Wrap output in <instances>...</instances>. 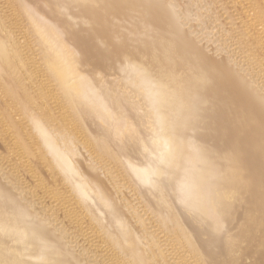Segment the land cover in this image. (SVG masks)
Listing matches in <instances>:
<instances>
[{
    "label": "rangeland",
    "instance_id": "rangeland-1",
    "mask_svg": "<svg viewBox=\"0 0 264 264\" xmlns=\"http://www.w3.org/2000/svg\"><path fill=\"white\" fill-rule=\"evenodd\" d=\"M12 1H16L18 7L11 5ZM97 1L99 2L96 7L100 14L88 17L87 13L81 12L80 3L76 0H0V26L5 25L7 20L12 24L6 32L2 29L1 34L8 37L13 47L17 45L23 47L27 54L26 66H21L17 62L13 73L7 74L3 71L0 73L3 81L13 85L20 94L13 97L18 105L13 101L8 103L6 101L8 97L0 94V239L6 240L5 244L0 246V250L3 249L7 257L10 256L8 260H11V255L15 253L16 248L25 246L15 241L10 231L5 233L2 228L13 219H20L29 228L36 227L44 232L36 240L30 238L28 240L30 243L35 241L36 245L41 246L50 240L54 250H59L62 254L69 256V259L72 255L80 264H94L93 257L99 264H114L106 258L107 253L109 254V246L92 227L88 215L80 209L78 213L80 217L68 212L74 204V199L68 192L67 184L62 180L63 176L52 172L47 158L38 157L37 152L33 151L35 144L29 143V139L25 138V141L29 143L31 156L21 154L22 151L14 143L15 134L10 133L8 129L9 125H16L18 131H21L25 137V132L20 126L22 114H19L18 108L22 106L21 98L24 97L22 88L30 91L36 102L44 101L41 104L44 111L52 110L57 117H60L62 113L56 99L49 94L47 86L42 85L45 78L40 83L37 80L39 69L35 67L37 64L35 65L34 62H43L45 59L43 55L49 54L48 51L46 52L44 43L33 30L34 25L38 24L54 30L73 51L80 77L86 80L90 92L108 111H103L102 116L82 113L79 115L81 119L79 123L92 138L101 136L107 142L112 156L122 165L119 167L122 169L124 174L122 178L125 181L120 180L117 185L113 181V176L116 175L110 172L116 171L114 167L117 166L114 162L109 163L113 168L108 171L107 163L104 164L106 168L102 167L79 139L74 141L78 154L73 160L84 178L93 179L107 189L116 210L122 213L124 225L130 228L136 237L143 235L144 232L135 213L141 217L151 235V239L140 237L141 242L144 243L143 247L153 245V235L160 246L157 253L148 254L150 255L147 257L148 260L151 263L156 262L152 264H161V257L164 256L172 264H186L184 259L173 256L172 245L166 242L165 230L157 226L156 220L160 214L164 216L172 213L181 221L184 231L190 234L191 242L200 254L202 264H264L262 254L264 246L262 244L257 246L254 243V239L258 240L262 237L261 233H253L252 240L246 235L243 236L248 230L246 226H243V208L233 207L230 211L231 218L228 220H224L212 208L220 195L218 180L221 172L214 167L213 172L210 173L211 184L207 187L194 188L195 190L191 188L187 181L193 175L192 166L183 162L173 164L167 160L169 144L160 138L162 129L159 125L148 118L151 105L146 101L150 88L142 87L136 92L134 86L129 89H125L124 86L131 77L143 78L150 74L158 75L164 65L158 60L171 54L176 59L174 65L178 79H187L182 92L189 96L192 119L193 121L203 119L205 122L204 128L192 129L178 126L179 142L184 146V140H187V149L191 150L203 143V139H197L199 135L211 137L216 133L215 130L217 135H222L225 111L238 113L242 111L248 100L240 86L228 84L226 81L225 78L233 70V72L238 70L237 73L242 76L245 75L244 78L250 81L253 91L264 97V80L261 77L260 79L251 77L246 66L238 62L243 54L251 55L250 58L259 63L262 59L264 60V27L261 25V21L264 23V17L260 19L261 21L258 19L252 20V23L247 21L252 16L251 11L254 9L251 10V3H254V0L248 2L247 0H141L138 5H133L128 2L129 0L123 2L116 0L124 6L121 21L116 20V14L113 13L112 7L116 3L115 0ZM259 1H262V11H264V2ZM102 11L104 16L106 11L109 12L106 19L111 31L110 42L103 36L95 35L103 30V24L100 21L94 24H91L92 21L88 22L94 17L99 20L104 17ZM162 13L167 17L160 16ZM246 13L250 14L246 15ZM158 14L160 18L156 17ZM174 20L177 22V27H174L171 22ZM242 30L245 31L246 36L239 37L238 34ZM180 34L188 38L192 50L200 52L201 55H197L192 50H180L177 55L171 53L170 42ZM247 38L254 41V47L252 46L251 49L253 53L249 48L239 47ZM114 47H122L124 53L132 55L138 61L139 72L138 64L131 60L124 62L109 60V51ZM242 48L243 50L240 51ZM13 50L17 51L14 48ZM151 59L157 62H152ZM191 61L197 64L199 73L203 70L202 75L207 76L205 83L202 84L198 78L196 79L197 70L192 69L188 64ZM220 63L223 65L221 66ZM258 67L264 71V63L259 64ZM190 71L191 73L188 74ZM216 82L225 85L226 89L223 92L225 96L223 93L222 96L219 95L220 97L216 94L212 95ZM203 86L205 90L210 88L209 93L212 89V94L208 97L204 93ZM230 86L233 87L230 88ZM156 88L157 85L151 86V89ZM219 100L222 104L224 103L223 106L220 105ZM226 100L228 104H225ZM234 101H236L235 104L238 103L243 107L236 106ZM217 103L221 107L214 108ZM24 117L27 120V116L24 115ZM238 138L239 136H236L225 143L227 146H232L239 141V143L236 142L238 146L240 144V138L239 140ZM131 166L136 170L141 167L152 168L153 174L145 179L135 173ZM168 175L170 178H167ZM187 186L191 189H186ZM56 187L60 188L63 194L57 195L54 192ZM200 188L208 190L207 198L205 201L192 204L188 197ZM189 189L191 191H188ZM89 194L91 198H87L86 204L106 229L111 231L113 237L123 236L120 223L111 219L116 211L110 212L93 191H89ZM50 214L53 215L51 218ZM60 226L64 228L61 230ZM231 245L234 246L231 247ZM238 247L241 251L237 252L234 248L238 249ZM242 251L247 259L235 262L240 259V255H243ZM62 254L59 257H62ZM23 255V264H43V257L41 259L37 255L28 256L25 253ZM69 262L77 264L75 261ZM193 263L195 262H191Z\"/></svg>",
    "mask_w": 264,
    "mask_h": 264
},
{
    "label": "bare ground",
    "instance_id": "bare-ground-1",
    "mask_svg": "<svg viewBox=\"0 0 264 264\" xmlns=\"http://www.w3.org/2000/svg\"><path fill=\"white\" fill-rule=\"evenodd\" d=\"M119 1L123 2L126 0ZM248 1L249 0H247V2ZM76 2L80 3L81 12L87 13L88 17L100 14V11L97 10L96 7L99 1L76 0ZM114 2L116 3L113 5L112 9L113 13L116 14L115 19L121 21L123 17L122 11L124 6L121 5L122 3H118L116 0ZM128 2H131L133 5H138L141 0H129ZM12 4L18 7L16 1H12L11 5ZM251 4V10H254L251 11L252 16H250L247 21H251L252 23V20H262L264 17V11H262V1L254 0V3ZM108 13L106 11L104 16V12L102 11V16L104 17H101L100 20L97 19V17H94V19L92 18L91 20H88V22L90 23L92 21L91 24H94L99 23L100 21L101 24H103V30H101L99 34L97 32L95 35L97 37L103 36L108 42H110L111 31L109 30L108 26L109 22H107L106 19V15H108ZM249 14L250 13H246V15ZM160 16L167 17V15L163 13L162 15L160 14ZM160 16L158 14L156 17L160 18ZM171 22H173L174 27H177V22L175 20ZM261 25L264 27V23L262 21ZM34 26L35 27L33 30L38 34V37L44 43L46 52H49L48 56L43 55L45 58L43 62H34L35 65L37 64V66L40 67L38 68L35 66L37 69H39L37 80L40 83V81L45 78L42 81V85L47 86L49 94L56 99L58 108L62 110V113L60 114V117H57L52 110L44 111L43 107L41 106L42 102L44 103V101L41 103L36 102L34 97L30 94V91L22 88L24 97L21 98L22 106L18 108L20 112L19 114H22L20 126L25 132V137L22 135L21 131H18L16 125H9L8 129H10V133L15 134L14 143L20 148V151H22L21 154H27L28 156H31L28 144H35L33 151L37 152L38 157L43 159L47 158L49 160L47 163L52 172L63 176L62 180L65 184H67L68 192L71 193L72 199H74V204L68 209V212L72 213L76 217H80L78 216L80 211L88 215L92 227L95 228V230L99 233V236L109 246V254L107 253L106 256L109 261H112L114 264L156 263L155 261L151 263L147 257L150 256L148 255L149 253H151V255L157 253V251L160 250V246L158 245V242L154 240L155 238L153 235V245H148L147 248L143 247L142 244L144 243L141 242L140 237H149L151 239V235L149 234L145 223L142 222L141 217L135 213L137 219L141 222L144 232L143 235L136 237L133 235L130 228L128 229L124 225L122 213L116 210V207L112 203L107 189H105L102 184L96 182L93 179L89 180L84 178L79 172L75 161L73 160L74 156L78 154L74 141L79 139L82 145L85 146V148L89 151L91 156H93V158H95L102 167L106 168L104 164L107 163L108 171L113 168L110 164H113L114 162V165L117 166L114 167V169L116 168V171L112 170L110 172L111 174L116 175L115 177L113 176V181H115L117 185L119 184L118 182L120 180L125 181L122 178L124 174L122 169L119 167V160L112 156L111 149L106 144L107 142L101 136H96V139L92 138L83 129L81 123H79V121H81L79 115L82 113L102 116L103 111H108L104 109L103 104L98 101L97 97L92 92H90V87H88L86 80L80 77L77 59L73 51L68 48L66 43L51 28L38 24H35ZM10 27H12V24H10L9 20L5 22V25L3 24L0 26V73L3 71L7 74L14 72L17 62H19L21 66H26L27 62V54L25 53L24 48H21L19 45L13 47L8 37L1 34L2 29L6 32L8 29H10ZM242 32H239V37L246 36L245 31L242 30ZM252 46L254 47V41L249 38L245 39L244 44L239 45V47L249 48L251 53H253V50H251ZM13 48L17 49V51L13 50ZM170 48L171 53H176L177 55V52L180 50H192V45L188 38L180 34V36L174 37L172 42H170ZM241 50H243V48L240 49V51ZM192 51L196 52L194 50ZM109 53V60L112 62H124L131 60V62L138 64V61L135 60L132 55L129 53H124V49H122V47H114L109 51ZM196 54L201 55L200 52H196ZM250 56L251 55L249 54H243L241 55V58L238 60V62H241L243 66H246V70L250 75H252L251 77H255V79L261 77L264 80V71L258 67L259 64L264 63V60L262 59V61L259 63L258 61H255V59L253 60L250 58ZM113 59H115V61H113ZM151 61L157 62L154 59H151ZM158 61L164 64L163 69H161L158 75L150 74L143 78L131 77L125 83V89H129L134 86V90L138 92L142 89V87L150 88L151 91L147 96L146 101L151 105V109L148 112V118L152 119V121L154 120L156 124L159 125V128L162 129L160 138H162L164 141L166 140L169 144L167 160L173 164H180L183 162L189 166H192L193 175L187 181V183L193 189L200 186L207 187L209 184H211L210 173H212L214 167H216L221 172V176L218 180L220 184V195L216 199L215 205L212 208L215 209V211H217L224 220L231 218L230 211L233 207L243 208L244 217L241 215L239 216L244 219V221L242 220L244 223L243 226H246V229H248L247 234H244L243 236L246 235L247 238L250 237V240H252V234L255 232H260L262 237L258 238V240L254 239V243L257 246H261L260 244L264 246V183L262 185V182H264V97L260 96L258 92L253 91L250 81L244 78L245 75L242 76L241 74L237 73L238 70L237 72H233V70L232 73L225 79L228 84L240 86L242 88V92H245L248 99L247 104H245L243 107L242 105L239 106L238 103L235 104L236 101H234L236 106H242L243 108L241 109L242 111H239L238 113L225 111V114H223V117L225 118V124H222V130L224 133H221L222 135H217V131L215 130V134H209L212 135L211 137L199 135L197 139H203V143L197 145L195 149L188 150L187 140H184V146L181 145V142H179V127L181 126L182 128L185 127L192 129L204 128L205 122L203 119L194 121L192 119V108H190L189 105V96L182 92V88H184L185 84L187 83V79H178V75L176 74V66L174 65V62L176 61L175 57L170 54L164 59H160ZM188 64L192 69L197 71L199 70L195 62L191 61ZM199 65H201V63ZM220 65L222 66L223 64L220 63ZM137 71L139 72V64ZM197 71L196 79L198 78L202 84L205 83L207 76L205 77L202 75L203 70H201L202 72L200 73ZM190 73L191 71L188 74ZM212 78L213 77H211V79ZM215 78L218 77L215 76ZM212 81L214 82V80ZM215 84L213 90L211 89L213 94L211 93V90L209 93V87V89L205 90L206 88L203 86L204 93L207 97L210 94L213 96L216 94L218 97L224 94V89H226L225 85L219 82H216ZM152 85H157V88L151 89ZM232 87L233 86H230V88ZM234 89H232L233 92H235ZM0 94L6 95L8 97L6 98L8 103L13 101L14 104L18 105L17 102L13 100V97L19 96L20 94L13 85L4 82L1 76ZM225 95L226 94H224V96ZM222 99L224 100V98ZM227 100L224 101L225 104H228L226 103ZM218 104L219 103H217L216 107L214 108H217L220 105L223 106L224 103L222 104L221 102L220 105ZM24 115L27 116V120ZM212 117H214V115ZM219 128L217 130H219ZM236 136H239L241 145L239 144L237 146L236 142L239 143V141H234V145L227 146L225 142L232 138H236ZM25 138L27 140L29 139L28 144L25 141ZM160 163L162 164V161ZM131 168H133L135 173H138L145 179L149 178L153 174L152 168L141 167L138 168L139 170L134 169L133 166H131ZM76 175L78 177H76ZM169 176L170 175H168L167 178H170ZM73 185L76 186L74 187ZM190 187L187 186L186 189ZM190 189L188 191H191ZM200 189L191 196L189 195L188 198L192 204L202 200L205 201L207 198L208 190L206 188H203V190ZM89 191H93L98 200L103 205H105V207H107L110 212H112V210L116 211L115 214L111 216V219L120 223L121 230L122 228L123 230L125 229V231L122 230L123 236L117 235V237H113L111 231L106 229L101 220L86 204L87 198H91ZM54 192L57 193V195L63 194L60 188L57 187L55 188ZM49 216L51 218L53 215L50 214ZM156 221L158 224L157 226L165 230L164 232L166 233V242L172 245V249L174 251L173 256L175 258L184 259L186 264H191V262H195L193 264H202L200 262V254L191 242L190 234L184 231L181 221L178 219V217H175L172 213H170V215L165 214L164 216L160 214ZM2 228L4 229L5 233L10 231L15 241H19V243L25 246L22 248H16L17 254L11 258V260H8V257L4 253L3 249L0 250V264H23V253L28 256L37 255L41 259L43 257V264H72L69 261H75L77 264H80L77 258L73 257L72 255L69 259V256L62 254L59 250H54L53 245L50 244V240L48 243H45L41 246L36 245V243H34L35 241H32L31 243L28 242L30 238L32 240L38 239V236H41L44 234V232L39 231V229L36 227L29 228L20 219H13V221L4 224ZM59 228L62 230L64 226H60ZM42 240H44V238ZM234 249L237 252L241 251L239 247L238 249ZM234 249L233 251H235ZM61 254L62 257H59ZM262 254L264 255V248L262 249ZM161 259V264H172V262L164 256H162ZM93 262L94 264H99L96 262L95 257H93Z\"/></svg>",
    "mask_w": 264,
    "mask_h": 264
},
{
    "label": "water",
    "instance_id": "water-1",
    "mask_svg": "<svg viewBox=\"0 0 264 264\" xmlns=\"http://www.w3.org/2000/svg\"><path fill=\"white\" fill-rule=\"evenodd\" d=\"M204 232H205V230H203ZM200 233H201V230H200ZM5 241L6 240H3L2 238L0 239V246L1 245H3V244H5ZM234 246V245H233ZM232 245H231V247H233ZM237 247V246H236ZM231 249V248H230ZM241 249V248H240ZM16 251H15V253H13L12 255H11V258H13L14 256H16ZM242 254H243V251H242ZM8 257H10V256H8ZM245 259H247V256H245V254H243V255H241V257H240V259L239 260H234L235 262H239V261H244Z\"/></svg>",
    "mask_w": 264,
    "mask_h": 264
}]
</instances>
